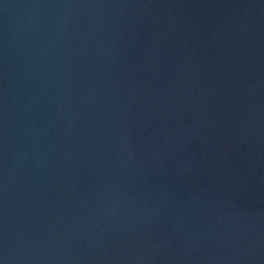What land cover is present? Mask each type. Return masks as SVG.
I'll list each match as a JSON object with an SVG mask.
<instances>
[{
    "label": "water",
    "instance_id": "water-1",
    "mask_svg": "<svg viewBox=\"0 0 264 264\" xmlns=\"http://www.w3.org/2000/svg\"><path fill=\"white\" fill-rule=\"evenodd\" d=\"M0 264H264V0H0Z\"/></svg>",
    "mask_w": 264,
    "mask_h": 264
}]
</instances>
